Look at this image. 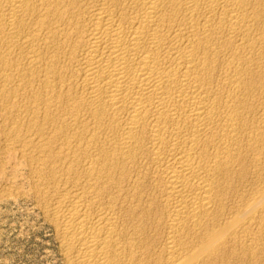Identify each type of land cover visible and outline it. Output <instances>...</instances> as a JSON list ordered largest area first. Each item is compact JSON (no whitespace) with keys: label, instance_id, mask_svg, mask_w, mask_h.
Segmentation results:
<instances>
[{"label":"bare ground","instance_id":"obj_1","mask_svg":"<svg viewBox=\"0 0 264 264\" xmlns=\"http://www.w3.org/2000/svg\"><path fill=\"white\" fill-rule=\"evenodd\" d=\"M0 117L68 264H264V0H0Z\"/></svg>","mask_w":264,"mask_h":264},{"label":"rangeland","instance_id":"obj_2","mask_svg":"<svg viewBox=\"0 0 264 264\" xmlns=\"http://www.w3.org/2000/svg\"><path fill=\"white\" fill-rule=\"evenodd\" d=\"M20 105L21 104H19V108L22 106ZM17 108L18 106L15 109L17 110ZM20 110L23 111L24 108H20ZM23 118H19V120L16 117L15 119H18L17 122L19 121L23 126L20 133L18 134L16 132L17 135L15 134L16 139L19 136L18 139L20 143H18V146L16 145L17 148L15 147V149H11V151H6V153L2 148L5 144V127H7L5 125L8 124V120L6 119V121H4L3 118L0 117V132H2V134L4 133L3 135L0 133V151L2 150V154L0 153V264H68L61 240L58 236V231L54 222H52L53 219H51V214L48 212L49 200H47L51 198V195L53 196L52 192H54V194L60 192L61 188L59 187H62L60 185L62 181L58 180L57 182L55 180L54 183L48 175L46 176L48 178L45 177V173L41 176L40 174L42 173H40L38 169H46L48 167L47 164L45 163V166L43 165L44 163H42V165H39L37 162L34 164L35 156L30 158L32 153H28V145L26 147H21V140H23V137H26L24 136L25 133L31 136L33 132L25 130L28 129V127H25L27 119ZM21 119H23L24 123L26 122L25 125L23 122L21 123ZM22 130L26 132H22ZM32 134V136L36 138L34 132ZM16 139L15 141L18 140ZM20 148L23 149V152L25 148H28L25 150L28 154L26 155L25 152L23 153ZM22 153L26 155V158H24ZM28 158L34 160H28ZM34 167L37 171H34ZM37 173L38 176H36ZM46 179L50 183L53 181L57 188L53 183H51V185L48 183L47 186ZM39 181L41 182L39 183ZM40 184L41 186L43 185V189ZM36 186H38V189ZM53 186L55 188L50 192ZM44 187H47L49 190ZM39 188L45 192L49 191L47 193H51V195L47 193L43 194L41 193L42 191L39 193Z\"/></svg>","mask_w":264,"mask_h":264}]
</instances>
